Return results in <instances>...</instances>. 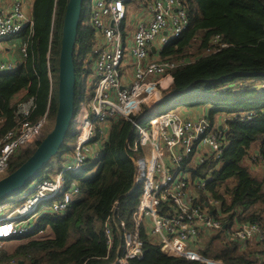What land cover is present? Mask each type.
<instances>
[{
  "label": "trees",
  "instance_id": "obj_1",
  "mask_svg": "<svg viewBox=\"0 0 264 264\" xmlns=\"http://www.w3.org/2000/svg\"><path fill=\"white\" fill-rule=\"evenodd\" d=\"M67 1L32 0V32L26 30L20 35L27 45V57L14 73L0 75V139L16 128L20 122L19 107L30 99L35 108L29 119L37 121L48 112L50 123H54L56 88L51 90L48 70L50 64L53 74L58 71ZM87 2H84L75 51L81 81L76 107L86 94L93 72L96 36L89 23ZM181 2L188 13L189 27L163 49L162 57L185 58L188 62L175 70L178 92L161 107L169 110L204 103L210 106L209 118L213 122L218 113L235 116L226 120L227 147L220 168L210 173L212 164H203L189 170L194 179L210 176L206 189L197 193L203 207L205 200L213 198L221 203L226 215L222 218L224 223L238 220L258 223L264 229V179L255 175L264 167V88L255 84L256 80H264V0ZM217 37L220 41L216 43ZM194 44H198L197 54L190 52ZM131 129L132 122L125 118L112 120L101 155L79 175L80 194L69 209L62 214L47 212L28 234L5 240L0 245V264L11 260L19 264L21 261L23 264H113L119 232L115 227V247L106 259V224L120 201L117 222L125 221L127 228H132L133 213L141 196L138 188L133 189L136 169L129 150L133 141ZM66 141L74 142L73 136L68 135ZM63 147L53 159L59 165L70 152V146ZM35 148L19 150L4 175L19 168ZM91 168L96 170L89 174ZM40 230L44 234H39ZM214 247L218 249L214 251ZM258 247L255 244L243 249L239 243L227 241L224 231L219 230L207 239L201 252L206 258L224 264H264V249ZM144 251L142 259H131L129 264H206L168 256L145 237Z\"/></svg>",
  "mask_w": 264,
  "mask_h": 264
},
{
  "label": "built area",
  "instance_id": "obj_2",
  "mask_svg": "<svg viewBox=\"0 0 264 264\" xmlns=\"http://www.w3.org/2000/svg\"><path fill=\"white\" fill-rule=\"evenodd\" d=\"M89 23L94 28L93 69L87 91L76 107L70 134L74 142L70 152L56 169L46 168L21 192L11 210L0 219V245L12 237L34 230L45 213L62 214L80 194L79 175L93 164L108 139L113 119L132 122L129 150L135 163L134 188L141 192L133 213V227L117 222L115 211L106 224L109 258L116 243L114 228L119 232L113 264H129L144 256V237L160 246L168 256L183 257L206 264H224L202 254V240L224 231L227 241L243 249L259 244L264 249V229L258 223L222 221L221 203L213 198L201 202L198 192L207 187V178L191 177L193 166L212 164L210 173L220 168L226 145L228 126L217 125L209 110L180 105L163 110L161 104L177 91L175 70L187 64L185 58L169 60L163 49L180 38L189 27V17L181 0H88ZM134 9L133 16L128 13ZM33 18L27 0H0V43L4 39L32 32ZM32 33L29 34V37ZM220 38H215V42ZM225 44H222L224 46ZM21 57L0 59V75L12 74L27 57V45ZM155 48V52H153ZM51 90L53 72L48 70ZM199 106H210L199 104ZM35 108L33 99L20 105L16 128L0 139V175H4L11 158L21 149L38 144L51 128L48 112L37 121L30 120ZM192 109L190 116L183 115ZM194 116V117H193ZM99 137V138H98ZM256 160V158H254ZM12 200V199H11ZM10 201V200H9ZM7 203V202H6ZM0 205V212L6 207ZM40 230L39 234H44ZM262 259V255H258ZM3 264H19L15 260Z\"/></svg>",
  "mask_w": 264,
  "mask_h": 264
},
{
  "label": "water",
  "instance_id": "obj_3",
  "mask_svg": "<svg viewBox=\"0 0 264 264\" xmlns=\"http://www.w3.org/2000/svg\"><path fill=\"white\" fill-rule=\"evenodd\" d=\"M84 2L85 0H68L65 6L58 58L57 112L53 127L39 142L34 153L19 168L0 179V204L19 195L39 177L50 161L62 150L70 134L79 86L75 51ZM152 50L155 52V48ZM20 263L23 264L22 261Z\"/></svg>",
  "mask_w": 264,
  "mask_h": 264
},
{
  "label": "rangeland",
  "instance_id": "obj_4",
  "mask_svg": "<svg viewBox=\"0 0 264 264\" xmlns=\"http://www.w3.org/2000/svg\"><path fill=\"white\" fill-rule=\"evenodd\" d=\"M27 2H28V4H30L29 3V1L27 0ZM133 13H134V9L132 10V11H130L129 13H128V19H130L132 16H133ZM24 43V38L23 37H20V36H15V37H12V38H9V39H4V40H2L1 41V43H0V54L1 55H5V56H13V57H17V58H19V57H21V53H20V50H21V45ZM198 44H194V47H193V49H191V53L192 54H197L198 53V46H197ZM193 59V58H192ZM53 78H54V87L56 88V92H57V86H58V71L57 72H55L54 74H53ZM80 79H79V85H80ZM241 84H245V82H243L242 81V83ZM255 84L257 85V86H260V87H262V88H264V80H256L255 81ZM204 104V103H203ZM201 105V104H200ZM188 106H192V104H186V107H188ZM196 106H198L197 107V109H195V111L197 110L198 112H199V109L201 108V109H204V110H210L209 109V107H206V106H199V104H197ZM191 111H193L192 109H190ZM189 109H185L184 111H182L181 113L183 114V115H186V116H190L191 115V111H190ZM186 111V112H185ZM196 111V112H197ZM194 117V116H193ZM232 117H235V116H232V115H226L225 113H218L216 116H215V120L216 121H214L217 125H225L226 124V120H228V119H230V118H232ZM53 127V124L51 125V128ZM51 128H49L48 129V127H47V129H48V132L51 130ZM47 132V133H48ZM68 141V140H67ZM67 141H66V143H65V145H68V146H70L71 144L69 143V142H71L70 140H69V142L67 143ZM33 147H37V144H35V145H33L32 147H29V148H26V149H31V148H33ZM64 148V147H63ZM62 148V149H63ZM59 154V153H58ZM58 156V155H57ZM57 156H55L54 158H56ZM53 158V159H54ZM53 159L50 161V163H49V165H48V167H52V168H54V169H56V167H60V165L58 164V162H55V161H53ZM47 167V168H48ZM264 167L263 166H261L260 168H259V172H255V175L256 176H258L260 179H264V169H263ZM96 169H93L92 170V168H91V170L90 171H88L89 172V174H91L92 172H94ZM44 172V171H43ZM5 175H0V179L2 178V177H4ZM228 184H230V186L232 187L233 186V182H230V183H228ZM27 191V189H25L23 192H26ZM18 197H16V199H17ZM16 202V200L14 199H12V200H10V201H8L7 203H6V205H7V207L2 211V212H0V219L1 218H3V217H5L7 214H8V212L11 210V207H10V205L12 204V203H14V202ZM218 249V247L216 248V247H214V251H216Z\"/></svg>",
  "mask_w": 264,
  "mask_h": 264
},
{
  "label": "crops",
  "instance_id": "obj_5",
  "mask_svg": "<svg viewBox=\"0 0 264 264\" xmlns=\"http://www.w3.org/2000/svg\"><path fill=\"white\" fill-rule=\"evenodd\" d=\"M5 3H8V4H11L13 0H3ZM29 1V9H31V13H32V0H28ZM32 15V14H31ZM156 51V50H155ZM17 57H13V56H5V55H1L0 54V59H3V60H13V59H16ZM191 111V110H190ZM186 112V111H185ZM194 113V111H191ZM46 170V169H45ZM44 170V171H45ZM207 242V237H204L203 240H202V243L203 245H205Z\"/></svg>",
  "mask_w": 264,
  "mask_h": 264
},
{
  "label": "clouds",
  "instance_id": "obj_6",
  "mask_svg": "<svg viewBox=\"0 0 264 264\" xmlns=\"http://www.w3.org/2000/svg\"><path fill=\"white\" fill-rule=\"evenodd\" d=\"M41 175H43V173H42ZM41 175H40V176H41ZM8 201H9V200H8Z\"/></svg>",
  "mask_w": 264,
  "mask_h": 264
}]
</instances>
